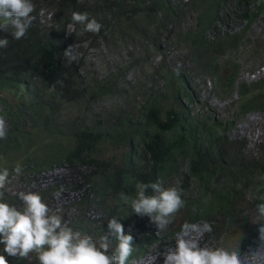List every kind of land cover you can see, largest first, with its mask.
<instances>
[{"label": "trees", "instance_id": "16d2710c", "mask_svg": "<svg viewBox=\"0 0 264 264\" xmlns=\"http://www.w3.org/2000/svg\"><path fill=\"white\" fill-rule=\"evenodd\" d=\"M237 1L33 0L36 19L26 37L15 40L10 31L0 32L9 40L0 48V115L9 125L7 138L0 139V169L8 168L12 176L19 165L33 176L66 167L81 179L70 187L78 191L73 203L78 213L67 224L98 238L107 232L108 219L117 216L125 234L133 237L135 250L128 264L159 238L150 218L136 215L123 202L124 196L135 195L138 183L164 186L171 181L181 189L185 205L165 233L179 232L185 222L202 221L212 225L208 235L214 245L237 232L243 234L241 251L259 245V225L251 219L256 204L264 202L258 198L264 197V181L257 179L264 176V146L253 152L244 139L228 133L237 116L251 111L264 116V79L237 82L239 66L232 62L227 72L220 60L248 42L245 31L263 16L264 0H248L240 9L245 26L230 32L222 28L220 14L225 4ZM41 10L49 11L48 21L40 19ZM73 11L88 12L103 25L101 31L77 35ZM157 36L160 42L154 40ZM135 38L147 40L146 60L158 55L151 69L160 82L137 89L138 101H133L122 75L113 73L111 84L83 76L81 44L112 39L130 47ZM169 43L182 53L186 69L166 64L162 46ZM70 45L79 52V61L71 64L63 54ZM207 76L215 77L223 98L236 93L229 104L233 117L220 118L203 106L195 81ZM107 94L117 95L121 103L96 118L88 106ZM67 103L83 114L59 124ZM5 200L17 206L6 192ZM89 210L99 216L88 217ZM2 249L0 244V254ZM6 258L9 264H28Z\"/></svg>", "mask_w": 264, "mask_h": 264}, {"label": "clouds", "instance_id": "9594fccd", "mask_svg": "<svg viewBox=\"0 0 264 264\" xmlns=\"http://www.w3.org/2000/svg\"><path fill=\"white\" fill-rule=\"evenodd\" d=\"M35 11L33 0H0V32L10 31L15 40L26 37L36 19ZM71 19L79 26L77 35L98 34L103 27L88 12L73 11ZM8 44L7 37H0V48ZM63 54L69 64L79 61L76 45H70ZM8 131L6 119L0 116V139H6ZM12 171L17 177L23 173L19 165ZM9 176L8 168L0 169V244L3 245L0 264H9L6 256L26 260L28 264L34 260L36 264H128L135 250L133 237L125 234L117 216L108 219L106 233L93 238L74 230L60 214H52L38 192H18L21 207L7 202L5 190ZM257 179L264 181V176ZM148 189L152 195L146 194ZM54 195L60 199L62 190ZM123 202L136 215L148 216L160 231L174 223L176 214L185 205L180 188L165 187L161 182L138 183L135 195L124 196ZM251 222L259 225V245L248 253L240 250L242 233H233L217 245H208L203 241L206 234L213 232L212 225L185 222L176 235L175 247L165 252L164 264H264V202L256 204ZM155 259L156 256L152 264Z\"/></svg>", "mask_w": 264, "mask_h": 264}, {"label": "rangeland", "instance_id": "374dc122", "mask_svg": "<svg viewBox=\"0 0 264 264\" xmlns=\"http://www.w3.org/2000/svg\"><path fill=\"white\" fill-rule=\"evenodd\" d=\"M247 2L248 0H238L234 2V6H232L233 2L225 4L226 7L220 14L223 29L235 32L240 27L245 26L246 22L242 19V11L240 12V9L242 6L247 5ZM192 16L194 15H191L189 18L193 19ZM263 16L256 17L246 29L245 41L248 42L240 45L233 54L225 56L220 60L224 64V70L227 72L231 71L228 65L232 62L239 66L237 82H250L260 78L264 79ZM39 17L42 21H48L50 13L49 11L41 10ZM215 28H220V24H217ZM154 40L160 42L158 36ZM129 43H132L130 47L128 43L122 41L113 42L112 39H107V41L95 40L81 44L83 48V76L85 78H90L91 76L97 77L100 80H104L105 83L111 84L113 82V73L119 77L122 75L130 89V96L135 98L132 100L136 102L138 101V98L135 97L137 89L145 90L160 84L158 75L153 74L151 69L157 64L158 55L146 60L150 54L147 40H137L135 38ZM145 48L146 52L141 53L140 51L145 50ZM162 48V52H165L167 56L166 64L175 65L179 69H186L182 61L183 55L180 51L170 43L163 45ZM151 51L154 52L155 49L152 48ZM225 60L226 62L224 63ZM215 85L214 76L199 77L195 81V88L200 101L205 104L203 106L207 107L212 114L220 118L233 117L234 110L229 104L233 99L237 98L236 93L234 92L230 96L223 98L222 93L219 92ZM120 103L121 100L117 95L107 94L93 102L88 108L90 113L95 115L96 118H104L110 113L113 107H116ZM79 112L80 110H76L75 104H63L62 110L59 113V124L72 120ZM81 114L83 113L80 112ZM228 136L233 139H244L247 144V149L255 152L261 146H264L263 114L261 112L251 111L237 116ZM80 183L81 179L74 176L66 167L59 166L43 171L38 175L32 176V174L22 173L19 177L16 175L9 176V182L5 192L7 195L14 197V203L17 204V207L22 206V201L17 196L18 192H38L48 204L51 213L60 214L67 223L74 220L78 213L73 206V203L77 200L78 191L76 192L70 187ZM172 185L173 183L168 181V184L164 186L169 187ZM61 190V198L57 199L54 194ZM87 215L90 218H97L99 216V214L92 210H89ZM177 221H179L178 218ZM197 223L203 222L197 221L193 224ZM151 229H154L155 235L159 238L156 242L147 246L144 253L132 264H152L154 256H156L154 264H164L165 252L175 247V239L178 232L172 234L165 233L164 231L157 230L155 224L151 226ZM213 242V237L206 234L203 243L214 245ZM257 247L258 245H250L245 247L241 252L248 253L250 248L255 250Z\"/></svg>", "mask_w": 264, "mask_h": 264}]
</instances>
